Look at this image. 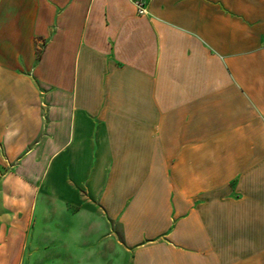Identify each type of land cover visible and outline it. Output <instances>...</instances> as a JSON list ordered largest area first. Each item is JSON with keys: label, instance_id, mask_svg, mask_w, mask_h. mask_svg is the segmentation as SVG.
<instances>
[{"label": "crops", "instance_id": "obj_1", "mask_svg": "<svg viewBox=\"0 0 264 264\" xmlns=\"http://www.w3.org/2000/svg\"><path fill=\"white\" fill-rule=\"evenodd\" d=\"M0 264H264V0H0Z\"/></svg>", "mask_w": 264, "mask_h": 264}, {"label": "built area", "instance_id": "obj_2", "mask_svg": "<svg viewBox=\"0 0 264 264\" xmlns=\"http://www.w3.org/2000/svg\"><path fill=\"white\" fill-rule=\"evenodd\" d=\"M135 5L137 7V11H138L139 15L143 16V15H146L148 13L147 9L144 7L142 2H136Z\"/></svg>", "mask_w": 264, "mask_h": 264}]
</instances>
